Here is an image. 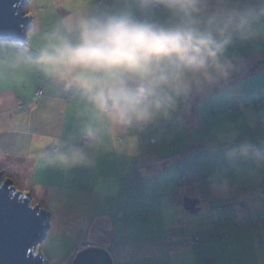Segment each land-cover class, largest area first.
<instances>
[{"label":"crops","instance_id":"obj_1","mask_svg":"<svg viewBox=\"0 0 264 264\" xmlns=\"http://www.w3.org/2000/svg\"><path fill=\"white\" fill-rule=\"evenodd\" d=\"M153 1L160 6L157 12H151V0H104V9H97L96 0L87 8L89 24L80 19L84 13L69 23L63 17L68 11L55 12L50 5L39 19L28 15L26 39L39 34V41L47 43L39 52L44 81L32 93L40 98L29 103H44L41 111L47 123L46 114L57 113L56 131L48 136L41 132L39 142L32 137L28 142L1 140L0 153L14 164L15 157L29 161L30 183L43 196L52 185L58 192L89 194L83 199L87 203L94 195L90 216L58 212V220L77 230L67 236L102 241L104 246H98L108 251L112 264H264V213L259 212L264 210L259 205L264 193H254L252 187L233 190L229 176L225 187L217 186V198L223 199L219 204L202 197L209 190L205 171L200 170L204 149L215 147L218 159L222 141L237 135L240 121L229 113L225 121L213 122L218 134L203 131L206 102L239 76V62L227 65L226 71L219 69L224 62L216 63L220 57L215 43L202 30L203 13L212 15L203 7L205 0ZM60 29L68 34L64 43L59 42ZM260 66L261 59L251 70ZM129 81L140 85L125 88ZM140 90L149 93L146 102L135 100ZM17 96L23 99L26 93L0 90V113L19 106ZM246 98L255 101L256 96L246 93ZM249 104L244 111L251 115ZM256 105L263 104L257 100ZM0 132L6 135L7 129L0 125ZM83 134L88 136L86 144L78 141ZM16 147L21 155L5 152ZM36 174L41 180L35 181ZM199 192L194 209H186L183 199ZM145 202L150 205L145 207ZM258 214L263 215L258 226L244 224ZM75 216L81 221L74 222ZM117 225L122 228L116 233ZM173 227L199 240L214 234L225 246L209 255L203 248L206 242L183 246L184 234L172 233ZM234 242L241 256H231L237 250Z\"/></svg>","mask_w":264,"mask_h":264},{"label":"rangeland","instance_id":"obj_2","mask_svg":"<svg viewBox=\"0 0 264 264\" xmlns=\"http://www.w3.org/2000/svg\"><path fill=\"white\" fill-rule=\"evenodd\" d=\"M95 1L27 0L22 7L27 15L32 14L37 19L46 10L45 6L48 5L55 12L57 9L61 12L68 11V14L63 15V17H67L66 20L69 23L78 21L75 16L84 13L85 16H80V19L81 21H87L89 24L86 15L87 8H91ZM97 2V9H104V0H97ZM204 2L206 3L203 4V7L209 9L212 15L203 13L205 17L203 18L202 30L205 32L204 36L215 43L216 56L220 57L219 62L216 63L224 62V64L219 66V69L222 68L226 71L227 65H232L233 63L236 65L237 62L240 65L239 76L234 77V81L225 83L221 90H218V95L207 99L206 104L210 108L208 107L204 113L205 123L202 130L210 134L212 132L218 134V128L214 127L213 122L225 121L229 117V113L234 115L235 119L240 120L238 121L239 129L237 130V135L232 137L230 141L226 139L222 141L223 144L224 141L226 142L219 152L218 159H216L215 147L204 149L206 158L200 170L202 172L205 171L204 184L207 185L209 190L202 197L207 199L208 203L212 198V204H219L223 199L217 198V195H219L217 194V186L225 187L224 184H227L225 178L229 176V185H232L231 188L233 190H243L252 187L255 190L257 189V191L253 190L254 193H264V190H260L264 188V66L251 70L258 63V60L261 59L264 63V0H205ZM159 9L160 7L152 10L150 5L151 12H157ZM32 32L34 30L31 28L29 34L31 35ZM59 33L60 43L68 41V34L64 30L60 29ZM39 39V34L22 42L0 39V90L4 91L9 88L17 91L21 89L26 93L23 99L17 96V99L22 101L19 106L8 112L0 113V125L7 129L6 135L0 134V141L6 142L7 140L21 139L28 142L31 139L30 137H32L34 142H39L38 136L41 132H46L45 136H48L49 134L54 135L56 131L57 113L49 111L46 114L49 120V123H47L42 117L43 112L41 111L44 108V103L40 102L36 105L29 103V101L39 100L40 94L36 93L33 96L32 93L36 90L37 85L44 81L42 78L44 58L39 52L47 43L42 44ZM53 40L49 39L48 43ZM255 56H258L259 59L254 60ZM227 59L233 60V62L227 63ZM208 69H211V66ZM207 83L208 86H211L210 79H208ZM246 93L254 94L256 96L255 101H250L246 98ZM257 100L258 102L262 100L263 105H256ZM247 103H250L246 107L250 108L251 115L244 111ZM102 107L107 109L103 105ZM212 109L215 111H212ZM238 113L239 116L237 118ZM223 132L226 133L224 130ZM5 152L9 153V155H21L22 149L16 147L14 152H9L5 148ZM30 152L33 158L34 152ZM7 158L0 153V169H2L4 176L12 180L16 190H20L48 211V228L45 237L35 247V250L39 249L41 251L48 264H69L75 254L86 244L104 246L102 241L96 242V240L91 238L92 236L83 237L82 240L80 237L67 236L66 234H75L77 230L73 232V225L62 223L61 219L58 220V212L77 213L85 217L90 216L95 211L94 205H92L94 203V195H91V202L87 203L83 199H88L90 197L89 194L74 192L73 190L58 192L52 185L49 188L51 190H46L47 193H44L43 196L30 183L29 161H21V157H15L13 158L14 164L10 161L11 158ZM34 179L39 181L41 176L37 175ZM32 181H34L33 178ZM45 194H48V202L44 201ZM200 195L201 193L199 192L186 197L191 198L189 196H192V198L199 199ZM147 197L148 195L145 194V200ZM258 201L259 199L251 200V204L254 205ZM205 203L202 200V204L204 205ZM149 205L145 202V207ZM259 205H261V209L264 207V203ZM259 212L264 213V210H259ZM262 217V214L252 216L250 219L244 220V222L252 223L244 224H248L250 227L258 226L262 222ZM81 219L82 217L75 216L74 222H80ZM67 222H70V220H67ZM165 225L169 227L170 222L168 221ZM115 227L116 231L119 227L121 229L122 225ZM66 228L67 231H62V229L65 230ZM75 228H79V226L76 225ZM195 228V225L191 226L192 230H195ZM171 232L179 233V235L184 234L182 238L183 246L195 247L196 244L206 242V247L203 248H206L208 255L223 249L225 246L221 238H217L214 234L209 236V240L205 241L203 238L199 240L197 235L187 234L189 232L183 231L178 227H173ZM158 234L161 235L162 233L159 231ZM195 236L197 237L196 240H194ZM233 246L237 250L232 252L231 256H241L242 253L238 250V243L234 242ZM178 258L181 259L182 263L186 259L183 255ZM163 264L171 263L167 261Z\"/></svg>","mask_w":264,"mask_h":264},{"label":"water","instance_id":"obj_3","mask_svg":"<svg viewBox=\"0 0 264 264\" xmlns=\"http://www.w3.org/2000/svg\"><path fill=\"white\" fill-rule=\"evenodd\" d=\"M27 0H0V39L22 42L30 24L23 10ZM138 81H129L125 88L133 89ZM196 198L183 199V206L193 210ZM48 211L20 190L0 169V264H48L37 243L45 237ZM69 264H112L107 250L98 245L80 249Z\"/></svg>","mask_w":264,"mask_h":264},{"label":"built area","instance_id":"obj_4","mask_svg":"<svg viewBox=\"0 0 264 264\" xmlns=\"http://www.w3.org/2000/svg\"><path fill=\"white\" fill-rule=\"evenodd\" d=\"M159 7L160 6H159V4L156 1H152V3H151V9L152 10H156ZM139 92H141V93H139ZM148 99H149V94L147 92L140 90V91H138L136 93L135 100L137 102H146ZM258 103L259 104L262 103V100H260ZM78 141L80 143H82V144H86L88 142V136L86 134H83L82 136H80V138L78 139ZM194 240H196V239H194Z\"/></svg>","mask_w":264,"mask_h":264},{"label":"bare ground","instance_id":"obj_5","mask_svg":"<svg viewBox=\"0 0 264 264\" xmlns=\"http://www.w3.org/2000/svg\"><path fill=\"white\" fill-rule=\"evenodd\" d=\"M139 93H141V92H139ZM194 238H195V239H197V237H196V236H195Z\"/></svg>","mask_w":264,"mask_h":264}]
</instances>
